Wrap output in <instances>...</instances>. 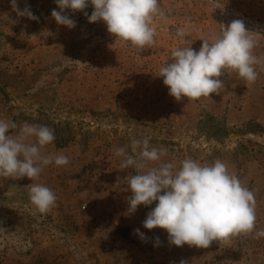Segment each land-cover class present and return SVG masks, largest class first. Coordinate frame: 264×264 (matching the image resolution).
I'll return each mask as SVG.
<instances>
[{"label":"rangeland","instance_id":"1","mask_svg":"<svg viewBox=\"0 0 264 264\" xmlns=\"http://www.w3.org/2000/svg\"><path fill=\"white\" fill-rule=\"evenodd\" d=\"M18 3L39 19L0 0V119L18 125L13 135L24 122L54 129L46 154L63 152L70 162L45 167L34 181L0 177V264H264V237L255 233L199 248L177 247L165 229L144 228L158 202L128 211L126 177L135 170L121 168L115 155L148 138L150 147L168 149L162 162L177 167L185 158L221 160L253 192L256 230L264 229V65L253 84L225 69L224 88L209 98L177 101L159 76L173 49L198 51L201 39L237 19L257 41L254 55L264 58V0H159L165 18L154 17L156 43L143 50L116 39L102 20L89 23L91 4L65 10L76 21L69 29L52 18L54 0ZM32 183L57 196L46 214L30 202Z\"/></svg>","mask_w":264,"mask_h":264},{"label":"clouds","instance_id":"2","mask_svg":"<svg viewBox=\"0 0 264 264\" xmlns=\"http://www.w3.org/2000/svg\"><path fill=\"white\" fill-rule=\"evenodd\" d=\"M12 10L18 16L38 20L30 5L20 9L18 0H10ZM59 11L53 9L52 18L58 25L69 29L76 27V21L65 14L66 9L83 11L93 6L91 15L84 12L89 23L103 21L107 31L116 39L130 43L143 50L156 41L151 27L154 17L165 18L159 7V0H54ZM247 30L242 20H233L224 26L220 35L202 40L199 50L191 47L176 48L171 52V63L159 70V76L177 101L209 98L219 94L224 83L219 77L228 69L238 77L253 84L258 78L257 65H264V58L254 55L256 39ZM177 35L184 37L183 29ZM18 125L0 119V177L38 179L44 168L69 164L63 152L46 154L47 147L55 141L54 129L47 125L24 122L15 135L11 129ZM138 155H134L137 154ZM166 147H150L148 138L133 139L131 153L127 147H119L115 155L121 157L120 167L132 168L127 190L128 211L134 213L138 206H156L147 213L143 227L165 229L169 243L177 247L187 244L208 248L214 240L224 241L240 234L255 233L264 237V229L256 230L255 196L245 187L226 163L216 160L201 164L191 158L179 162H162L167 156ZM159 162L157 166H150ZM30 202L41 214L48 213L57 202L55 192L49 187L32 183L29 186ZM163 193V194H161ZM0 231L4 229L0 228ZM140 240L146 241L139 228L134 229ZM159 244V238H156ZM180 264H185L181 261Z\"/></svg>","mask_w":264,"mask_h":264},{"label":"trees","instance_id":"3","mask_svg":"<svg viewBox=\"0 0 264 264\" xmlns=\"http://www.w3.org/2000/svg\"><path fill=\"white\" fill-rule=\"evenodd\" d=\"M65 145V143H63V142H59V146L60 147H62V146H64Z\"/></svg>","mask_w":264,"mask_h":264}]
</instances>
